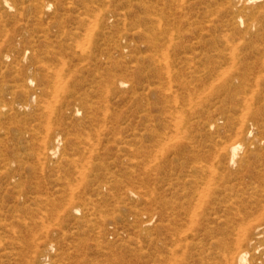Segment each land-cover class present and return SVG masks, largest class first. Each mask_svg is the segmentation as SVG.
<instances>
[{
    "label": "rangeland",
    "instance_id": "374dc122",
    "mask_svg": "<svg viewBox=\"0 0 264 264\" xmlns=\"http://www.w3.org/2000/svg\"><path fill=\"white\" fill-rule=\"evenodd\" d=\"M8 2L0 264H226L237 241L264 264V16L246 30L227 0ZM243 119L250 166L224 190L192 169L222 171Z\"/></svg>",
    "mask_w": 264,
    "mask_h": 264
},
{
    "label": "bare ground",
    "instance_id": "6f19581e",
    "mask_svg": "<svg viewBox=\"0 0 264 264\" xmlns=\"http://www.w3.org/2000/svg\"><path fill=\"white\" fill-rule=\"evenodd\" d=\"M256 1H258V0H227L229 9L231 11V17L229 19V22H231L234 25H241L246 30H250L253 27L257 26L258 23H259L258 22L259 16L260 15L264 16V0H259V1H262V3H261V5L258 6V9H257L256 12H254L252 9H247L245 7V5L247 3H250V2L254 3ZM3 6L8 8V9L9 8L11 9V6H10L8 0H0V7H3ZM45 6H47V5H45ZM205 10H207V9H205ZM163 11L160 12L161 13V18L163 16L162 15ZM146 20H147V17H146ZM92 23L91 24L94 26L96 21L93 22V20H92ZM87 25H88V23H87ZM57 79H58V77H57ZM59 80H60V78H59ZM29 82L33 83L32 81H29ZM55 84L57 86L58 84H61V82H59V83L56 82ZM121 84H123V82H121ZM58 86H59L58 88L61 90V88H60L61 85H58ZM49 114H51V113H49ZM254 115H255V118L257 120H262V111H260V110L256 111L254 113ZM244 120L245 119H243V121ZM243 123L244 124H240L236 128L234 127L236 129V132H235L236 139H235V141L230 143L229 145L226 146V148L221 150L220 156L225 157V159L227 160V163H226L227 166L223 167L222 171L218 170L219 172H217V170L213 169L212 167H207V168L206 167H195V168L192 169L193 171L200 172V173H202L204 175H208L210 177V179H212V181L215 180V179L222 178V180H223L222 182L224 183V186L222 185L223 186L222 189H224V190L225 189H232L233 186L235 185V184H232V182L236 181V180H239L240 177L242 176V173H246L247 170L249 169V166H250L249 162H248L250 153L247 156L244 153L242 156L239 157V154L241 153V150H242V147H243V145L241 143L242 140H240V139L248 140V138H249V136L251 134H256L257 133V128H255L252 123H248L247 120H245ZM44 138L46 139V134H45ZM58 141H59V138H56L54 140V142H56V144L59 143ZM42 143H44L43 144L44 146H46V147L48 146L47 145V141L44 140V142H41V144ZM55 147H56V145L55 146L52 145V147L50 148V153L51 154H55L56 153V148ZM159 149H161V148H159ZM237 159H239V161ZM233 167H235V169H233ZM194 184H196V182H194ZM227 196L229 197V195H227ZM231 206L232 205H230V204L226 205V207H225L226 210L229 211L230 210L229 208H231ZM75 210L78 211V208H76ZM255 228H256L255 231H256L257 239L260 238V237L264 238V224L262 226H258V227H255ZM249 229H250V227H246L245 228V233H247L249 231ZM242 240H240V243L242 242ZM220 244L225 245V241L222 240L220 242ZM260 246L261 245L256 246L255 250H258V248ZM240 247L241 246H239V242L237 241V244H235V246L232 247L231 250H229L227 252L228 253L227 255L223 254L224 255L223 258H225V261H226L225 263L226 264H235V263L236 264H247L248 263L247 262L248 261L247 260L248 259V252L246 250L241 249ZM220 248H224V247L221 246ZM261 249H264V248H261Z\"/></svg>",
    "mask_w": 264,
    "mask_h": 264
}]
</instances>
